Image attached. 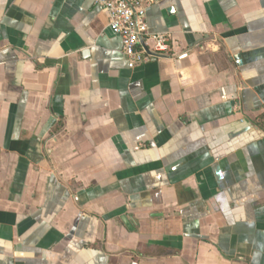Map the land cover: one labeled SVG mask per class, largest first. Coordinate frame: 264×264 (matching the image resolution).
<instances>
[{"label":"crops","instance_id":"1","mask_svg":"<svg viewBox=\"0 0 264 264\" xmlns=\"http://www.w3.org/2000/svg\"><path fill=\"white\" fill-rule=\"evenodd\" d=\"M147 24L130 69L95 0H0V264H264V0Z\"/></svg>","mask_w":264,"mask_h":264},{"label":"built area","instance_id":"2","mask_svg":"<svg viewBox=\"0 0 264 264\" xmlns=\"http://www.w3.org/2000/svg\"><path fill=\"white\" fill-rule=\"evenodd\" d=\"M109 18L110 31L122 41V53L130 69L144 65L161 55H169L172 40L167 35H151L147 11L161 0H95ZM148 41L154 43L151 49Z\"/></svg>","mask_w":264,"mask_h":264}]
</instances>
